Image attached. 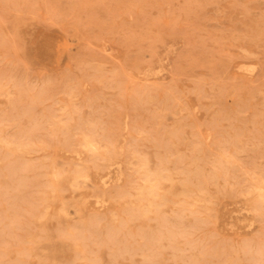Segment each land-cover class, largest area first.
Masks as SVG:
<instances>
[{
    "label": "rangeland",
    "instance_id": "374dc122",
    "mask_svg": "<svg viewBox=\"0 0 264 264\" xmlns=\"http://www.w3.org/2000/svg\"><path fill=\"white\" fill-rule=\"evenodd\" d=\"M0 264H264V0H0Z\"/></svg>",
    "mask_w": 264,
    "mask_h": 264
},
{
    "label": "bare ground",
    "instance_id": "6f19581e",
    "mask_svg": "<svg viewBox=\"0 0 264 264\" xmlns=\"http://www.w3.org/2000/svg\"><path fill=\"white\" fill-rule=\"evenodd\" d=\"M86 142V141H85ZM78 233V232H77Z\"/></svg>",
    "mask_w": 264,
    "mask_h": 264
}]
</instances>
